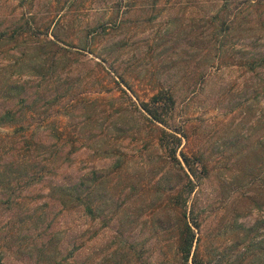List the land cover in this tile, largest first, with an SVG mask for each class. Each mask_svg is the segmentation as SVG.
Wrapping results in <instances>:
<instances>
[{
  "label": "rangeland",
  "instance_id": "obj_1",
  "mask_svg": "<svg viewBox=\"0 0 264 264\" xmlns=\"http://www.w3.org/2000/svg\"><path fill=\"white\" fill-rule=\"evenodd\" d=\"M253 55L264 0H0V264H264Z\"/></svg>",
  "mask_w": 264,
  "mask_h": 264
},
{
  "label": "trees",
  "instance_id": "obj_2",
  "mask_svg": "<svg viewBox=\"0 0 264 264\" xmlns=\"http://www.w3.org/2000/svg\"><path fill=\"white\" fill-rule=\"evenodd\" d=\"M221 45H224V44H221ZM254 45V43H251V46ZM221 47H224V46H221ZM228 49V46L227 48ZM239 50H244V49H239ZM246 53V52H245ZM257 62H258V65L259 66H264V58L260 59L259 61H256L254 59V55L253 56H250L249 58H245L243 64H249L250 68L249 69H254V67H256L255 65H257ZM254 65V66H253ZM9 88V89H8ZM6 88L5 90L7 91H11L10 88H11V85ZM148 111V110H147ZM155 118L158 117L156 114L153 115ZM31 158V157H30ZM33 160V158H31ZM26 164H27V160H26ZM187 231H188V235L186 236V239L185 241L183 242L182 246H181V251L183 254H185V258H187V255L190 253V249H191V245H192V242H193V234L191 233V229L187 227ZM194 264H200L198 261H196V259L193 261Z\"/></svg>",
  "mask_w": 264,
  "mask_h": 264
}]
</instances>
